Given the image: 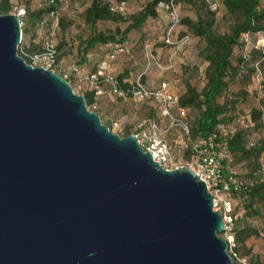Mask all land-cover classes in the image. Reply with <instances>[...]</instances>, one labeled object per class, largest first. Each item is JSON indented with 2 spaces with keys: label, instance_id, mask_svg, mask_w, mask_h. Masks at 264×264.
Masks as SVG:
<instances>
[{
  "label": "water",
  "instance_id": "water-1",
  "mask_svg": "<svg viewBox=\"0 0 264 264\" xmlns=\"http://www.w3.org/2000/svg\"><path fill=\"white\" fill-rule=\"evenodd\" d=\"M20 39L0 15V264H240L206 185L110 132Z\"/></svg>",
  "mask_w": 264,
  "mask_h": 264
},
{
  "label": "trees",
  "instance_id": "trees-1",
  "mask_svg": "<svg viewBox=\"0 0 264 264\" xmlns=\"http://www.w3.org/2000/svg\"><path fill=\"white\" fill-rule=\"evenodd\" d=\"M22 1L25 4L33 2V0ZM126 1L87 0L86 7L80 13L86 35L85 37L78 36L75 40L76 57L78 61L84 62L92 50L104 49L105 51L102 50L103 57L100 60L102 61L107 54L117 48L124 49L125 40L130 33L139 34V40H142L146 32L144 25L148 20L157 19L156 8L159 4L173 2L177 5V3H182L193 9L194 19L179 16L178 26L183 27L184 31H176L175 36L179 38L188 33L199 41L196 57L206 64L203 70V84L197 89L185 81L181 93L177 95L171 93L176 99V109L183 112L185 116L190 138L193 139L210 132L224 135L227 138L230 151L229 165L235 173L236 187L228 191L232 205L229 213L231 223L226 224V229L220 236L229 233L234 243L230 255L235 260L237 255L246 256L250 254V248L246 246L247 241L251 238L262 237L260 231L250 225L249 221L251 219L264 221V166L259 162L260 156L264 154V89L262 92L249 90L252 75L256 71L264 76V45L251 50L249 55L250 62L253 64L251 69L245 66L247 61L242 54L235 55L234 53L236 49L244 48L242 41L244 35L264 34V7L262 6L264 0H221L225 9L224 18H231L228 30L222 34L215 31V11L210 9L206 0H143L144 3L137 12L126 16L112 9L113 5ZM59 2L60 0H43L37 2L32 11L22 10L20 18H24L26 24L23 27L20 25L21 39L17 47V55L24 63L29 64L27 59L21 56V53H40L43 46V42L41 46L34 45L32 41H26V37H32L34 35L32 31L46 28L47 35L45 37L50 38L54 43L58 66L59 51L67 46L62 38L56 41L53 36L55 29L52 28L51 21L55 17L56 33L59 30L63 32L67 27L63 17L56 16ZM8 9V0H0V15H6ZM98 23H110L113 27L101 30L97 28ZM166 25L167 23L163 27L158 46L168 49L163 43ZM151 46L153 47L154 44ZM96 65L88 72H94ZM66 68L57 70L55 73L63 78L66 75ZM111 74L114 76L118 88L123 91L127 90L134 80L127 68L122 69L119 73L111 72ZM141 79L144 81L143 76ZM64 81L70 86L72 76L67 75ZM252 96L258 98V102H261L260 106L252 105L248 116L244 117L238 111L237 106L240 103H246ZM82 97L87 108L95 102L92 92H86ZM115 98L130 100L129 98ZM148 102L153 103L149 100ZM94 113L98 115L97 112ZM99 118L100 122L110 131V124L104 122L100 116ZM160 119L162 118L157 111V116L152 120L162 126ZM245 120L249 124L244 125ZM128 135L130 134L125 130L122 137ZM180 139L179 135L174 143L178 144ZM187 155L186 150L182 151L180 155L175 154L176 157L182 159H186ZM238 166L243 169L242 176L238 175L236 171ZM240 177L243 180H240ZM234 200L241 207L242 215L240 217L235 216L237 207L233 204ZM228 228L229 231H227Z\"/></svg>",
  "mask_w": 264,
  "mask_h": 264
},
{
  "label": "rangeland",
  "instance_id": "rangeland-1",
  "mask_svg": "<svg viewBox=\"0 0 264 264\" xmlns=\"http://www.w3.org/2000/svg\"><path fill=\"white\" fill-rule=\"evenodd\" d=\"M43 0H33L28 4H25L22 0H8L9 9L6 15H14L17 17L20 25L25 26L26 21L23 18H20V10L32 11L37 2ZM210 5V9L215 11L216 26L215 31L222 34L228 30L229 23L231 18H224L225 9L222 6L221 0H206ZM143 0H127L122 10L120 11L123 15H131L137 12L143 5ZM87 0H60L57 9V17H63L64 22L67 23V27L63 32L60 30L56 33L55 21L56 17L51 21L52 28L55 29L53 36L55 40L58 41L60 38L66 42V47L59 51L58 56V66L54 69V72L61 70L70 66L72 64L78 65L82 73H86L92 69L103 57V51L94 49L88 56L85 58L84 62L78 61L75 53L76 47V38L78 36L85 37L86 30L82 24L80 13L86 7ZM113 5L112 7H114ZM264 7V1L262 3ZM178 14L180 17L187 16L191 19H194V11L189 6L182 3H177L176 5ZM157 19L148 20L145 23V34L143 39L139 40V34L130 33L125 40V48L122 53H117L114 56L110 64V70L112 73H119L122 69L127 68L132 74V79L138 77L139 75L143 76L145 85L148 88L156 89L161 82L166 83L167 88L170 92L175 95L183 91L184 82H188L191 85H194L199 89L203 84V70L206 67V64L199 61L196 57V51L200 45L199 41L186 33L190 38L188 44L183 47L175 56H173L172 69L169 71L161 72L156 68L152 67L144 73V59H143V45H153L152 48L154 55L158 59L160 64H164L167 57L170 55V51L166 48H161L158 46V43L161 39V34L163 27L167 23V17L165 13L159 8H156ZM113 25L110 23H98V29L112 28ZM177 32L184 31V28L178 26L176 28ZM34 32L33 36H27L26 41H32L34 45H40L43 42V38L47 35L46 28L38 29ZM52 33V32H51ZM244 43L243 49H236L235 55L242 54L246 63L245 66L248 69L253 67V64L250 62V52L252 49L261 47L264 45V34L259 33L256 35H244L242 37ZM68 49V51H66ZM105 51V50H104ZM67 69V68H66ZM144 73V74H143ZM264 89V76L259 74L258 71L252 75L251 85L249 86L250 91H263ZM252 96L249 101L246 103H240L238 111L244 117L248 116L250 107L260 106L261 102H258V98ZM94 104L90 105L87 109L91 112H97L98 115L102 118L104 122L110 124V132L117 134L122 137L125 130L129 134L134 133L136 126L139 123L146 122L147 120H152L157 116V109L153 103L148 101L137 103L130 100H118L112 96H104L100 98H95ZM263 107V106H261ZM177 116L185 117L183 112L176 111L174 112ZM245 124H249L245 120ZM160 123L165 125V121L160 119ZM264 135V131H263ZM178 132L175 129H172L170 135L167 137V140L170 144L174 143L178 138ZM259 162L264 166V154L259 158ZM236 171L238 175L242 176L243 169L241 166H238ZM240 180H243L240 177ZM233 204L236 208V217L242 215V210L240 205L236 200L233 201ZM249 224L253 227H256L262 237L261 238H251L247 241L246 246L250 248V254L240 257L236 256V260L240 264H264V221L261 219H251ZM229 231V228L228 230ZM222 238L228 241L230 240L229 233H224ZM234 247L233 240L228 244V253L232 252Z\"/></svg>",
  "mask_w": 264,
  "mask_h": 264
},
{
  "label": "built area",
  "instance_id": "built-area-1",
  "mask_svg": "<svg viewBox=\"0 0 264 264\" xmlns=\"http://www.w3.org/2000/svg\"><path fill=\"white\" fill-rule=\"evenodd\" d=\"M124 3L115 5L112 9L121 11ZM158 7L167 17L163 43L171 52L165 63L162 65L153 53L150 45L144 44L142 48L144 59V73L154 67L158 71L165 72L172 69L173 56L185 47L190 38L187 35L177 38L175 36L178 27L179 14L176 4L168 2L159 4ZM20 15L23 11L20 10ZM124 49L117 48L107 54L100 61L94 72L82 73L78 65L72 64L67 68L66 75L72 76L71 89L76 95H83L92 92L95 98L112 96L119 98H129L134 102L142 103L151 101L155 104L160 117L165 121V125H159L153 120L139 123L134 133L130 135L144 152L150 154L152 160L165 170L185 168L191 171L200 181L206 185L209 194L213 197L214 211L221 213L226 224L231 223L229 213L232 205L229 200L228 191L236 187L235 173L230 167V151L227 138L224 135H217L210 132L206 135L190 138L189 129L185 119L177 116L176 99L168 91L167 85L161 82L156 89L148 88L142 81V75L136 77L125 91L118 88L114 76L110 72V63L117 53H122ZM32 68L50 70L53 73L57 67L56 52L53 41L45 37L42 51L34 54H24ZM143 73V74H144ZM94 104V103H93ZM92 104V105H93ZM172 129H175L181 139L178 144H170L167 137ZM187 151L186 159L176 157L182 151ZM228 244L232 238L228 239Z\"/></svg>",
  "mask_w": 264,
  "mask_h": 264
},
{
  "label": "crops",
  "instance_id": "crops-1",
  "mask_svg": "<svg viewBox=\"0 0 264 264\" xmlns=\"http://www.w3.org/2000/svg\"><path fill=\"white\" fill-rule=\"evenodd\" d=\"M111 71V70H110ZM112 72V71H111ZM145 82V81H144Z\"/></svg>",
  "mask_w": 264,
  "mask_h": 264
}]
</instances>
